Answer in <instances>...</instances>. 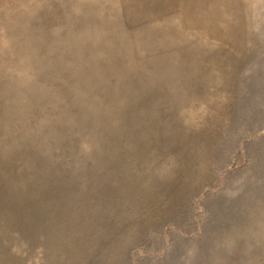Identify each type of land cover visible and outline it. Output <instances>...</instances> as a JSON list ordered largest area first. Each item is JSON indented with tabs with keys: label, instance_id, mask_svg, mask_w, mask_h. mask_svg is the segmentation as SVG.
Segmentation results:
<instances>
[{
	"label": "rangeland",
	"instance_id": "374dc122",
	"mask_svg": "<svg viewBox=\"0 0 264 264\" xmlns=\"http://www.w3.org/2000/svg\"><path fill=\"white\" fill-rule=\"evenodd\" d=\"M70 100L133 144L0 264H264V0H0V170Z\"/></svg>",
	"mask_w": 264,
	"mask_h": 264
},
{
	"label": "trees",
	"instance_id": "16d2710c",
	"mask_svg": "<svg viewBox=\"0 0 264 264\" xmlns=\"http://www.w3.org/2000/svg\"><path fill=\"white\" fill-rule=\"evenodd\" d=\"M78 103L70 100L61 110L59 125L47 126L45 130L36 126L23 129L27 131V136L21 140L20 157H15L13 162L5 164V168L0 170V231L7 236L4 237L6 240L18 236L19 240L25 241L26 238L39 235L53 209L57 205H64V198L80 188L79 183L86 174V168L83 170L82 163L85 161L76 152L79 142L86 141L93 149L89 165L105 160L116 163L114 168L121 166L119 159L123 151L133 144L130 135L134 136L135 128L132 129L131 124L116 126L102 113L85 115V108ZM48 116H44V121L48 120L49 123L51 115ZM4 126L0 132L7 135L10 129H7V123ZM143 134L141 131L139 135ZM45 146L59 149L61 161L45 157ZM25 159L28 160V166H18V160ZM256 189L248 200L241 201L247 214L257 206L260 209L264 207V182ZM237 219L232 218L227 221V225ZM257 225L258 222L253 224L251 221L249 226L254 228ZM233 229L227 226V230Z\"/></svg>",
	"mask_w": 264,
	"mask_h": 264
}]
</instances>
